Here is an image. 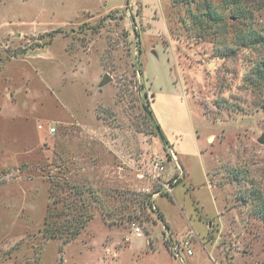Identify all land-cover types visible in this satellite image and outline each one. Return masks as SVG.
<instances>
[{
    "label": "rangeland",
    "instance_id": "1",
    "mask_svg": "<svg viewBox=\"0 0 264 264\" xmlns=\"http://www.w3.org/2000/svg\"><path fill=\"white\" fill-rule=\"evenodd\" d=\"M251 28L264 35V0H0V264H264V218L241 196L254 179L264 187V95L245 80L264 46L241 45ZM146 107L181 133L198 180L194 131L203 139L220 207L204 237L162 222L155 194L164 206L185 171ZM53 179L104 200L67 243L43 233ZM133 223L158 251L126 248ZM185 237L193 254L182 262L170 238Z\"/></svg>",
    "mask_w": 264,
    "mask_h": 264
},
{
    "label": "trees",
    "instance_id": "2",
    "mask_svg": "<svg viewBox=\"0 0 264 264\" xmlns=\"http://www.w3.org/2000/svg\"><path fill=\"white\" fill-rule=\"evenodd\" d=\"M209 15L212 16V14ZM217 20L223 21L224 17L220 15L217 17ZM242 37L241 45L244 47L256 50L264 46V35L255 28L248 30ZM245 80L250 88L264 95V55L256 57V59L252 61ZM146 109L149 118L155 123L156 134L164 144H168L169 141L160 123L156 120L152 109L147 107ZM241 171L237 173V180L241 181L242 179L248 181L249 174H247V170L243 169ZM179 183L180 181L173 183L172 186L175 187ZM251 183L253 186L247 189L248 192L246 190L245 195L243 194L241 196L244 200L250 198L255 207V213L264 218V187L261 185L262 183L260 181L255 179L252 180ZM115 190L119 192L118 189ZM112 193L113 192H110V195L117 198V196ZM50 196L52 203L49 204L48 212L45 217L43 233L49 239L64 238L65 243L77 238L87 226L88 222L94 218L96 214L95 207L99 208L104 204L103 197L97 195L92 187L85 188V185L80 186L78 183H70L69 181H64L62 183L58 179L52 180ZM128 198L131 202L134 200L133 198ZM140 203L147 208H152L151 194L145 193L144 199L140 201ZM124 206L127 208L129 205ZM102 209L104 215H106V213L111 215L121 214L107 209L105 210L104 207Z\"/></svg>",
    "mask_w": 264,
    "mask_h": 264
},
{
    "label": "crops",
    "instance_id": "3",
    "mask_svg": "<svg viewBox=\"0 0 264 264\" xmlns=\"http://www.w3.org/2000/svg\"><path fill=\"white\" fill-rule=\"evenodd\" d=\"M162 125L167 139L176 148L180 165H182L185 171V178L173 188L171 195L161 194L162 196L167 197L166 203L163 204L164 206L158 202L160 193L155 194V203L164 216L163 219L165 222H162L164 224L167 223L168 229L172 235H182L185 231L190 230L196 232L198 236L204 237L207 233H209V230L212 227V219L216 220L218 218L220 207L208 180L207 161H205V155L201 149L203 139L198 137L194 131L196 141L195 152L199 158L201 174L203 177L202 180H198L195 174L196 171L191 168V164L188 160V154L184 151L181 133H176L175 137H171L167 134L163 123ZM174 169L177 170V166H174ZM179 187L181 188L179 189ZM208 202L210 204L209 206H207ZM169 205H175L179 208L182 218L185 220V222H182L180 226H177L172 222V217L170 216L171 209ZM165 228H167L166 225ZM162 236L165 235L162 234ZM128 238L130 241L126 248H132L140 253H147L151 251L156 252L160 247L156 236L153 235L152 237L148 235L138 237L133 232ZM162 244L168 251L164 237ZM148 247L150 248V251L147 249Z\"/></svg>",
    "mask_w": 264,
    "mask_h": 264
},
{
    "label": "built area",
    "instance_id": "4",
    "mask_svg": "<svg viewBox=\"0 0 264 264\" xmlns=\"http://www.w3.org/2000/svg\"><path fill=\"white\" fill-rule=\"evenodd\" d=\"M56 131L55 127H51L49 129L50 133H54ZM172 157L176 158L175 154L172 152ZM156 169H164V166L162 165L161 161L157 162L155 165ZM179 167V166H178ZM180 168V167H179ZM181 169V168H180ZM183 173L179 172L176 174L173 178V183H177L180 181V178L182 177ZM171 183L170 185H166L167 189H169V186L173 187ZM157 192L156 194H158ZM133 232L138 236H143V231L141 230V227L136 225V223H133ZM170 245H171V252L172 255L179 261H185L187 256H191L193 254V249L190 247V239L188 237H185L183 239H171Z\"/></svg>",
    "mask_w": 264,
    "mask_h": 264
},
{
    "label": "water",
    "instance_id": "5",
    "mask_svg": "<svg viewBox=\"0 0 264 264\" xmlns=\"http://www.w3.org/2000/svg\"><path fill=\"white\" fill-rule=\"evenodd\" d=\"M110 80H111V78H110L109 76H106V77L104 78V80L102 81V84L104 85V84H106L107 82H109ZM258 141H259L260 143L264 144V135H261V136L259 137Z\"/></svg>",
    "mask_w": 264,
    "mask_h": 264
}]
</instances>
